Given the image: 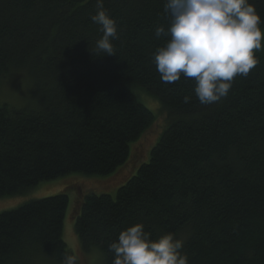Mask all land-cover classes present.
I'll list each match as a JSON object with an SVG mask.
<instances>
[{
  "label": "trees",
  "instance_id": "16d2710c",
  "mask_svg": "<svg viewBox=\"0 0 264 264\" xmlns=\"http://www.w3.org/2000/svg\"><path fill=\"white\" fill-rule=\"evenodd\" d=\"M250 2L264 20V0ZM95 3L0 0V90L21 74L31 95L22 107L0 97V199L75 174L118 176L157 121L141 101L148 97L166 125L116 197L78 201L80 252L98 250L113 264L108 245L143 223L153 238L183 240L189 264H264V49L226 98L201 104L194 78L166 84L153 63L167 39L155 36L167 25L165 0H104L119 31L111 56L94 51L102 36ZM68 208L59 194L0 214V264H61L73 254Z\"/></svg>",
  "mask_w": 264,
  "mask_h": 264
},
{
  "label": "clouds",
  "instance_id": "9594fccd",
  "mask_svg": "<svg viewBox=\"0 0 264 264\" xmlns=\"http://www.w3.org/2000/svg\"><path fill=\"white\" fill-rule=\"evenodd\" d=\"M95 8L91 20L102 36L94 51L115 55L117 21L104 8V0H96ZM164 13L167 25L156 27L155 36L167 39L155 49L153 63L166 84L182 76L194 78V95L201 104L226 98L234 79L248 76L258 64L256 52L264 49V20L250 0H165ZM191 100L192 96H185L183 102ZM183 249V240L174 233L153 238L143 223L122 230L108 245L113 264H189ZM78 262L77 255L65 253L61 264Z\"/></svg>",
  "mask_w": 264,
  "mask_h": 264
},
{
  "label": "rangeland",
  "instance_id": "374dc122",
  "mask_svg": "<svg viewBox=\"0 0 264 264\" xmlns=\"http://www.w3.org/2000/svg\"><path fill=\"white\" fill-rule=\"evenodd\" d=\"M3 86L0 90L1 99H4V102L15 107H22L31 97L30 90H28V83L21 74H17L11 80L6 81ZM141 101L158 118L141 141L138 144H132V152H134L133 161L118 176L115 174L117 177L115 175L100 177L75 174L54 181L44 182L23 196L0 199V214L18 209L34 200L65 194L69 197V208L64 229V241L68 249L78 256V264H103V256L100 251L94 250L87 254L80 252L79 240L74 230L75 222L73 220L75 216L73 217V215L75 212L73 210L78 201L80 199L84 200L89 194L98 196L108 194L116 197L118 189L136 175L141 162L146 160L144 162L146 163L149 161L151 151L158 143V137L164 129L167 120L162 106L158 101L151 100L148 97H141ZM135 167L136 169L131 172V168ZM124 176L126 178H123Z\"/></svg>",
  "mask_w": 264,
  "mask_h": 264
},
{
  "label": "bare ground",
  "instance_id": "6f19581e",
  "mask_svg": "<svg viewBox=\"0 0 264 264\" xmlns=\"http://www.w3.org/2000/svg\"><path fill=\"white\" fill-rule=\"evenodd\" d=\"M4 87V86H3ZM96 176V175H95Z\"/></svg>",
  "mask_w": 264,
  "mask_h": 264
}]
</instances>
